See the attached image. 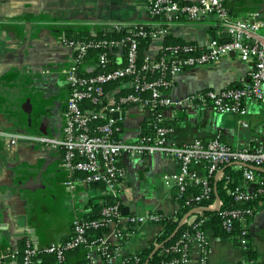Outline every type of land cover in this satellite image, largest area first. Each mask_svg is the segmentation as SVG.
<instances>
[{"label":"crops","instance_id":"1","mask_svg":"<svg viewBox=\"0 0 264 264\" xmlns=\"http://www.w3.org/2000/svg\"><path fill=\"white\" fill-rule=\"evenodd\" d=\"M226 6L234 19L244 18L251 11L264 15V0H227ZM152 17L147 0H0L1 264H24V251L28 247L41 249L51 243L65 242L72 234L73 218L84 216L91 204L102 203L107 195L100 185L82 181L83 173L64 169L63 152L59 148L30 140L8 142L7 135L12 133L48 136L61 133L68 95L64 72L75 55L64 39H73L81 31H111L110 23L122 26L141 23L154 28L160 22ZM165 34L171 41L191 44H202L209 38H230L214 15L197 21H188L180 15L170 21ZM162 44V36L152 37L147 47L148 57L156 56ZM113 58L122 64L124 48L119 47ZM96 61L93 53H87L78 66L79 73H93ZM252 67V61L244 62L230 53L215 63L194 66L174 76L172 84L164 90L173 103L162 111L164 122L173 128L170 142L180 145L194 138L207 140L217 134L224 144L233 148L251 139L264 141L263 102L251 97L245 99L247 113L243 118L247 126H241L240 116L219 113L209 101L184 100L197 91L243 85L249 81ZM116 90L112 84L106 86L107 101L116 100ZM83 106L89 109L86 102ZM147 116L148 111L142 105L123 106L110 114L117 126L114 135L135 141ZM118 164L122 169L118 192L124 217L149 213L172 216L177 212L179 203L172 181L164 179L165 174L177 173L176 159L155 150L137 156L122 154ZM195 169L201 175L205 173L202 165H196ZM67 181L72 182L71 186ZM245 225L247 246L226 235L209 232L206 260L202 262V252L194 246L187 264H248V249L257 254L258 263L264 262V200L258 203ZM116 228L121 229L125 238L114 247L118 239L110 235ZM161 228L160 223L150 221L132 226L124 220L119 225L110 224L104 234L110 236L114 254L111 264H124L125 255L149 246ZM32 258L33 264H53L47 254ZM95 258V264H104L97 254ZM84 262L82 250L66 255L65 264Z\"/></svg>","mask_w":264,"mask_h":264},{"label":"built area","instance_id":"2","mask_svg":"<svg viewBox=\"0 0 264 264\" xmlns=\"http://www.w3.org/2000/svg\"><path fill=\"white\" fill-rule=\"evenodd\" d=\"M227 0H197L192 3H179L175 0H147V8L151 15H162L165 22L148 32L141 25L132 23L131 34L120 40H78L64 39V44L72 47L75 55L71 66L65 70L68 82V95L63 111V125L59 136L8 134V142L17 140H30L41 143L51 148H59L63 152L61 165L69 172L83 173L82 181L91 184L104 182L107 194H110L115 202L101 209L100 217L94 220H81L75 216L72 220L73 237L62 243H51L44 248L34 249L28 247L24 251V264H33L31 257L38 252L54 253L59 260L63 259L64 252L78 244L86 243L85 233L88 228L119 225L126 221L129 226L142 222L159 223L161 217L158 213L137 214L124 217L119 202L118 185L122 176V169L118 164L122 154L137 156L155 150H160L164 156L178 161V171L173 175H164L166 182L172 181L176 197L183 194L190 186H199L200 192L193 197L197 203L195 207L212 206L214 202L200 204L202 200L210 198L212 192L211 179L218 178L220 172L227 163L242 168L243 183L232 192L236 201L244 202L253 198L256 193L248 184L257 182L254 170L242 165L251 164L264 168V145L257 139L230 147L224 144L217 134L207 140L194 138L190 142L177 145L170 142L169 135L173 129L164 124L162 111L171 105L173 100L164 94V90L171 84L174 76L184 71L203 64L215 63L230 53L235 54L244 62L252 61L253 67L249 71V81L235 87H225L220 90L208 89L187 95L184 100L189 102L209 101L219 113H229L240 116L238 122L241 126H247L244 115L247 113L246 98H254L264 103V15L260 11H251L244 18H232L226 6ZM185 16L188 21H197L207 15H214L219 26L225 28L230 38L220 40L209 38L202 44H185L183 46L170 47L177 56L163 55L157 60L146 58L139 66L137 63V41L135 36L161 37L167 33V25L170 21L177 20L179 16ZM163 24V25H162ZM121 24L110 23L108 27L120 29ZM92 33V32H91ZM95 34V33H92ZM125 42L127 44H125ZM124 62L111 70L100 71L92 75H79L78 66L86 56L89 49L106 46L123 47ZM108 59L101 52L97 56V65L104 67ZM145 73L156 70L158 76L148 78L139 71ZM130 80L123 82L130 86V90L119 95L115 101H107L98 109H86L85 102L93 107L103 102L104 85L113 80ZM180 103L181 101H176ZM125 104L142 105L148 111V115L154 119L155 127L152 133L141 134L135 141L128 142L117 138L114 134L117 130L115 119L110 114L120 110ZM202 165L205 173L199 174L195 166ZM259 182V181H258ZM262 181L259 182L262 185ZM66 184L71 186L72 182ZM261 192V188L258 189ZM221 205V203H220ZM220 207V206H219ZM244 215L239 210H223L222 214L229 216L224 221L228 230L231 226V218L239 219L245 225L253 214L251 208H246ZM188 220L186 219L185 222ZM199 222L192 225L193 231H185L179 239L166 250L179 252V256L173 258L169 264H187L194 246L202 252V262L207 258L208 231L200 228ZM123 235L120 228L111 232V237L118 239ZM110 236L106 234L98 236L95 241L86 244V259L88 264H95L97 254L103 259L104 264H111L114 257L110 246ZM244 242L245 240L242 239ZM1 264V263H0Z\"/></svg>","mask_w":264,"mask_h":264},{"label":"trees","instance_id":"3","mask_svg":"<svg viewBox=\"0 0 264 264\" xmlns=\"http://www.w3.org/2000/svg\"><path fill=\"white\" fill-rule=\"evenodd\" d=\"M152 18L159 20V22L163 23L165 22V18L162 15H151ZM138 25H141L142 28L146 31H150L151 27L145 24L139 23ZM163 25V24H162ZM133 26H126L121 27L120 29H112L111 31L108 30H101L96 31L95 34H92L87 31H81L80 33L75 34L73 39L78 40H92V41H98V40H120L121 38L128 37L131 34V29ZM70 38V37H68ZM135 39L137 41V63L139 66H141L146 58H150L147 55V47L148 43L150 41L149 36H135ZM163 44L160 48L158 54L156 56L151 57L152 60H157L163 55L167 56H177L179 54L173 53V50L170 47L173 46H183L185 44H191L188 42H178V41H171L169 35L164 34L162 36ZM125 44H127L125 42ZM127 45H124V52ZM119 48L116 46H106V47H98L94 49H89V53H93L97 56L99 53L103 52L108 61L104 67L98 66L95 68L96 70L93 73L90 74H81L79 75H92L96 74L100 71H106L111 70L115 68L116 66H119V64L116 60V58H113V53L117 51ZM84 59V58H83ZM82 59V60H83ZM97 64V61H96ZM139 73L142 75L144 74L148 78H155L158 76V72L156 70H150L148 72L139 71ZM130 80V78H125L123 80H113L104 85V90L106 91V86L108 84H112L113 87H115L116 98L119 95L127 93L131 88L130 86L123 85V82H126ZM119 86L121 88H119ZM238 86V85H237ZM228 87H235L234 85L228 86ZM107 102L106 93L104 95L103 102L98 104L97 106L93 107V105L87 103V108L90 109H98L99 107L103 106ZM129 105L125 104L124 106ZM84 107V106H83ZM155 121L152 118V116H147V119L143 123V129L141 134H148L152 133L154 131L155 127ZM166 124V122H163ZM168 125V124H166ZM170 126V125H169ZM172 127V126H171ZM173 129V128H172ZM140 134V135H141ZM139 135V136H140ZM170 136V135H169ZM260 143L264 145V141L261 139ZM223 174L220 178H218L216 181L214 178L211 179V186H212V192L210 195V198L207 200H202L200 204L204 205L207 203H212L215 200V194H214V182L216 187L217 195L221 201V205L217 210H202L199 212H195L189 217H193L191 220H188L187 222H184L176 231V233L172 236V232L177 227L180 219L195 208L197 205L196 202L193 201V197L197 195L200 192L199 186H190L187 188V190L181 194L179 197H177L178 203H179V209L177 212L172 216H164L162 214L159 223L162 225L160 233L154 238L153 242L144 248L143 250L139 251L138 253L134 254H128L125 255L123 258L124 264H169V262L173 259L179 256V252H174L172 250H166L179 239L181 234L185 231L192 232V225L196 222H199L200 228L206 229L209 232H212L214 235H226L231 240L236 242L237 244L247 246V242L245 243L242 239L247 241V227L246 225L241 222L239 219L231 218V226L227 230L224 226V221L229 218V216L222 214L223 210H239L242 215H244V210L246 208H251L254 212L255 208L257 207L258 203L262 200H264V173L257 172V182L249 183L248 186L252 187L255 190L256 195L251 198L248 201L239 202L234 200L232 192L235 190L236 187L240 186L243 183V175H242V168L237 167L234 164L227 163L223 167ZM263 182L262 185L259 184V182ZM93 185H100L102 189H105V183L104 182H98V183H92ZM261 188V192L258 191V189ZM115 202V199L110 195L107 194L104 196V201L102 203H95L91 204L90 210L88 213H86L84 216L79 217L81 220H94L100 217L101 209L109 204H112ZM120 202V198H119ZM121 205V202H120ZM159 214V213H158ZM245 216V215H244ZM108 230V226L104 225L103 227H97V228H88L85 233L86 243L78 244L77 246L67 249L64 252V256L62 260H59L57 256L54 253H46V252H38L36 253L32 260L36 258L37 256H41L43 254H47V257L49 261L53 264H65L66 261V255L71 252H77L82 250L84 253V264H88V260L86 259V253H87V246L86 244L91 243L92 241H95L98 236L104 235V233ZM73 237V234L67 239L70 240ZM125 238V235L123 234L120 238H118V241L115 242L113 245L114 247H117L121 240ZM66 240V241H67ZM246 253L248 255L249 263L248 264H264V262L258 263L257 262V254L252 251L251 249L246 250ZM96 256V255H95ZM25 258V257H24Z\"/></svg>","mask_w":264,"mask_h":264},{"label":"water","instance_id":"4","mask_svg":"<svg viewBox=\"0 0 264 264\" xmlns=\"http://www.w3.org/2000/svg\"><path fill=\"white\" fill-rule=\"evenodd\" d=\"M231 164H235V163H231ZM242 165L247 166V167L251 168V169L254 170V171L264 173V168H263V167H258V166H254V165H251V164H245V163H243ZM221 171H223V169H221L220 172H221ZM214 179H215V181L218 179V173H217V175L215 176ZM213 189H214V194H215L214 204H213L212 206H208V207H195V208H193L192 210H190L189 212H187L186 214H184V216L180 219V221H179L177 227H176L175 230L172 232V234H171L170 237H172V236L176 233V231L178 230V228H179V227H180V226L186 221V219H188V217H189L190 215H192L193 213H195V212H199V211H202V210H217V209L219 208L221 201H220V199H219V197H218V195H217V192H216L215 182H214V188H213Z\"/></svg>","mask_w":264,"mask_h":264}]
</instances>
